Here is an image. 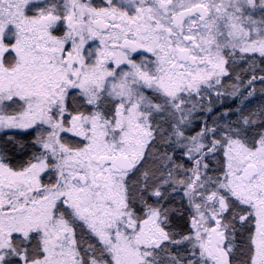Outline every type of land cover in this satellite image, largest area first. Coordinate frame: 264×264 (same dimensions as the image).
I'll return each instance as SVG.
<instances>
[{
	"label": "snow or ice",
	"instance_id": "1",
	"mask_svg": "<svg viewBox=\"0 0 264 264\" xmlns=\"http://www.w3.org/2000/svg\"><path fill=\"white\" fill-rule=\"evenodd\" d=\"M0 264H264V0H0Z\"/></svg>",
	"mask_w": 264,
	"mask_h": 264
}]
</instances>
